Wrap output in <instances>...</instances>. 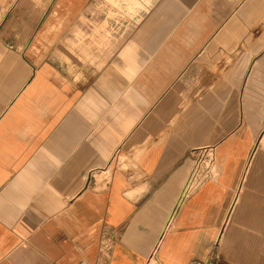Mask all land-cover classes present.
I'll return each mask as SVG.
<instances>
[{
    "label": "crops",
    "instance_id": "0c3cea01",
    "mask_svg": "<svg viewBox=\"0 0 264 264\" xmlns=\"http://www.w3.org/2000/svg\"><path fill=\"white\" fill-rule=\"evenodd\" d=\"M263 126L264 0H0V264H264Z\"/></svg>",
    "mask_w": 264,
    "mask_h": 264
},
{
    "label": "rangeland",
    "instance_id": "374dc122",
    "mask_svg": "<svg viewBox=\"0 0 264 264\" xmlns=\"http://www.w3.org/2000/svg\"><path fill=\"white\" fill-rule=\"evenodd\" d=\"M264 134V126L260 133ZM259 137V139H260ZM258 139V141H259ZM258 141L255 144V147L258 145ZM254 150V149H253ZM260 152V157L262 160L264 159V152L262 150ZM252 154L250 156V162L252 160ZM251 167L248 173V177L246 179L247 183H251L253 186V191L256 194H251V198L249 199V207L247 210L255 211L257 210V204L260 201L262 203V198L264 193V165L260 163H250ZM259 192V196L257 194ZM249 210V211H250ZM236 221L234 222V235L230 234L232 237V243L234 246L233 249L238 250L241 248V243H263L264 244V215H236ZM241 252V251H240ZM240 252H233V254H240Z\"/></svg>",
    "mask_w": 264,
    "mask_h": 264
},
{
    "label": "built area",
    "instance_id": "2783aa9c",
    "mask_svg": "<svg viewBox=\"0 0 264 264\" xmlns=\"http://www.w3.org/2000/svg\"><path fill=\"white\" fill-rule=\"evenodd\" d=\"M216 164L215 149L213 145H203L194 149V156L185 182L181 189L179 200L189 192L195 190L205 179L214 173ZM104 238L102 246H107Z\"/></svg>",
    "mask_w": 264,
    "mask_h": 264
},
{
    "label": "bare ground",
    "instance_id": "6f19581e",
    "mask_svg": "<svg viewBox=\"0 0 264 264\" xmlns=\"http://www.w3.org/2000/svg\"><path fill=\"white\" fill-rule=\"evenodd\" d=\"M260 143H261V147H263L264 148V136L262 137V139H261V141H260ZM253 156H252V160H251V162L250 163H252L253 162ZM246 168V167H245ZM244 176V175H243ZM239 188V187H238ZM242 189V184H241V186H240V188H239V190H238V192L240 191ZM234 201V200H233ZM231 203V202H230ZM232 208V207H231ZM231 212V211H230ZM231 218V217H230ZM225 220V219H224ZM225 224V223H224ZM223 224V225H224ZM226 228V227H225ZM166 230V229H165ZM221 235H222V232L220 233V236H219V238H218V240L220 239V237H221Z\"/></svg>",
    "mask_w": 264,
    "mask_h": 264
}]
</instances>
